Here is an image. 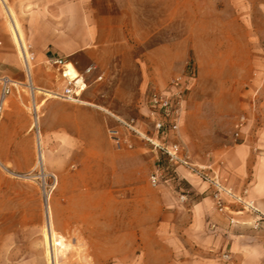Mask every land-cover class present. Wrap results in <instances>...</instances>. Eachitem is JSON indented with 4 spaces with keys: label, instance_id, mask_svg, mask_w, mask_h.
Returning <instances> with one entry per match:
<instances>
[{
    "label": "rangeland",
    "instance_id": "rangeland-1",
    "mask_svg": "<svg viewBox=\"0 0 264 264\" xmlns=\"http://www.w3.org/2000/svg\"><path fill=\"white\" fill-rule=\"evenodd\" d=\"M96 7L102 19L97 60L87 52L62 58L87 85L76 101L59 97L68 82L64 65L34 58V84L55 94L36 91L35 99L24 66L26 81L17 94L32 117L31 159L0 162V264H50L48 248L57 264H161L189 257L182 236L155 235V203L169 205L174 195L184 204L191 192L150 182L155 168L169 166L143 136L162 138L150 95L171 90L181 77L186 96L179 129L165 140L181 143L196 164L233 150L240 118L252 104L264 105V0H97ZM92 65L96 69L87 73ZM46 97L94 109L100 124L71 136L49 121L46 133L39 105ZM121 120L133 121L143 135ZM14 161L20 165L13 167ZM48 209L51 246L44 237Z\"/></svg>",
    "mask_w": 264,
    "mask_h": 264
},
{
    "label": "crops",
    "instance_id": "crops-1",
    "mask_svg": "<svg viewBox=\"0 0 264 264\" xmlns=\"http://www.w3.org/2000/svg\"><path fill=\"white\" fill-rule=\"evenodd\" d=\"M6 1L23 25L38 64L82 52L97 60L102 21L97 0ZM4 75L16 82L17 92L13 89L5 100L4 122L0 123V162L9 166L10 159L15 160L19 155L26 164L31 159L33 125L25 95V101L18 97L19 85H25L26 74L4 1L0 0V77ZM259 91L260 88L255 87L254 92ZM35 102L38 104L37 100ZM39 105H44L40 122L46 133L49 121H54L57 127H65L64 133L71 136H83L85 131L89 133L100 124L94 109L70 101L46 97ZM63 107L69 112L58 114L57 110ZM243 116L247 121L233 150L212 161L204 158L198 163L212 165L226 185L243 194L245 200L253 202L264 214V105L252 104ZM12 165L18 167L20 164L14 161ZM169 185H176L180 193L190 191L191 198L181 204L172 195L169 205L164 201L155 203V235L167 230L168 234H173L170 237L182 236L187 243L183 255L189 257L179 261L173 258L161 264H264V221L256 224V212L243 210L237 203H232L228 212L218 211L209 185L184 166L173 167L159 186ZM231 218L235 222H231ZM224 254L230 255L228 262ZM169 256H175V252L171 251Z\"/></svg>",
    "mask_w": 264,
    "mask_h": 264
},
{
    "label": "built area",
    "instance_id": "built-area-1",
    "mask_svg": "<svg viewBox=\"0 0 264 264\" xmlns=\"http://www.w3.org/2000/svg\"><path fill=\"white\" fill-rule=\"evenodd\" d=\"M30 48V46H29ZM31 56L26 58L25 68L31 63L35 55L30 52ZM54 63L63 66L66 62L63 59L56 60ZM29 68V67H28ZM96 69V66L92 65L87 68L86 72L91 73ZM64 73V71H63ZM81 76V75H80ZM83 83H78V79H71L68 77V82L65 85L59 97L65 100L78 99L79 92L83 90V84L86 86L84 76H81ZM102 78V76H99ZM2 84V93L0 95V119L5 111V99L11 93L12 89H17L14 81L7 75L0 77ZM186 96V85L182 81L181 77L176 78L173 82L171 90L166 91H153L150 95V105L152 115L155 117V130L161 135V139L156 137H148L133 124V121L121 120L123 125L128 127L135 134L143 135L148 142H150L154 148L160 152L168 161L169 166L166 168L157 167L150 174V182L153 186H159L165 182L167 174L171 173L173 167L184 166L188 168L192 173L197 175L201 180L209 185L212 190V196L216 203L218 211L224 213L230 211V205L237 203L241 205L243 210L253 211L257 214L256 224L259 221H264V214L260 213L254 206L253 202L247 201L243 194H238L231 187L226 185L224 180L220 177L219 173L212 165H200L193 163L190 159L188 151L185 147L177 141H166V137L172 133L177 132L180 125L181 114L183 109V103ZM247 118L242 116L237 125L236 137L240 136L241 129L245 126ZM124 141H128L127 139ZM120 143V141H117ZM131 145V144H130ZM246 192H244L245 194ZM181 201L187 200L186 194H181ZM231 222H235L234 218H231ZM224 259L228 262L231 257L229 254L223 255ZM227 264H230L227 263Z\"/></svg>",
    "mask_w": 264,
    "mask_h": 264
},
{
    "label": "bare ground",
    "instance_id": "bare-ground-1",
    "mask_svg": "<svg viewBox=\"0 0 264 264\" xmlns=\"http://www.w3.org/2000/svg\"><path fill=\"white\" fill-rule=\"evenodd\" d=\"M3 1H4V4H5L7 16H8V19H9V24H10V27H11L12 35H13L16 43H17V46H18V49H19V53L21 54V57L23 59L24 66H25V62H26L25 59L30 57V53H29L28 46H27L28 44H26V40H25V37H24L23 30H22L21 25H20V23H19V21H18V19L16 17L15 12L13 11V9L11 7H9V5L7 4L6 0H3ZM26 71H27L28 78H29V81H30L29 86H30L31 91L33 93L34 99H35V91H37V93H38L37 95L44 94V95H48V96H55V94L53 92H50V91H47V90L42 89L40 87H37L34 84V81H33L32 76H31L32 75V70H31L30 63L27 66ZM63 76L64 77H69L71 79H78V83H83L79 72L77 71V69L75 68L73 63L70 62V61H68V62H66L64 64ZM86 87H87V85L85 86L83 84V89L86 88ZM81 94H82V91L79 92V96ZM76 100L77 99H75L74 101H76ZM34 109L37 111L36 103H34ZM36 119H38V118L36 117ZM36 124L37 123L35 122L34 126H36ZM37 136H38V159H39L38 163L40 165H42L43 164V151H42V142H41V139H40V131L39 130H38V135ZM47 225H48V227H47ZM52 231L53 230H52V224H51V218H50V211L48 209L47 215H46V231L44 232V237H45V241H46L47 245L50 244V246H51V244L54 243V240H55ZM65 245H67V244H65ZM64 248L62 249V251L65 250ZM48 255H49L50 264H57V263H55V261H54L55 259H53L54 258L53 254H52V252H50L49 248H48Z\"/></svg>",
    "mask_w": 264,
    "mask_h": 264
}]
</instances>
